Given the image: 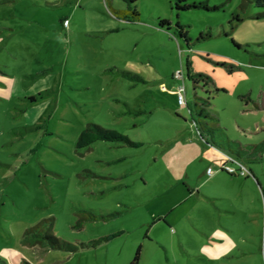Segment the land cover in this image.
<instances>
[{
	"label": "rangeland",
	"instance_id": "374dc122",
	"mask_svg": "<svg viewBox=\"0 0 264 264\" xmlns=\"http://www.w3.org/2000/svg\"><path fill=\"white\" fill-rule=\"evenodd\" d=\"M188 3L0 0V264H264V8Z\"/></svg>",
	"mask_w": 264,
	"mask_h": 264
},
{
	"label": "trees",
	"instance_id": "16d2710c",
	"mask_svg": "<svg viewBox=\"0 0 264 264\" xmlns=\"http://www.w3.org/2000/svg\"><path fill=\"white\" fill-rule=\"evenodd\" d=\"M189 0H174V9L177 12L180 11H187L189 9H197V8H203V9H210L207 4H197V3H193L190 4L188 3ZM256 4L259 8H264V0H255ZM136 14V12H135ZM235 19H238L239 21H241L239 16H235ZM165 23H167V21H162L161 22V26H163ZM177 27L181 30V33L183 34V36H186V31L184 30V26L178 22ZM236 44V43H235ZM187 70H190V62L188 61L187 63ZM189 78H191V80L194 81L195 84H199V82L202 80L204 81L205 86L208 85V83H212V79L209 76L203 75V74H194V75H188ZM185 94L187 95V93L185 92ZM187 97V96H186ZM31 101L35 102L37 101V97H31L30 98ZM188 106H190L188 104ZM211 106V102H210V98H201V97H197L195 96V101L193 103V107L191 108V106L189 107L191 114H193V112L196 113V115L198 116L197 119H194L195 121V126L198 130V132L200 133V136L203 137L206 141L209 140L210 142L213 143V145H217V143L215 142V131L212 130V125H209V122H216L218 121V119L212 115L209 111V108ZM97 127L98 129H100L98 137L96 138V140H115V141H124L130 145H135L133 144L131 141H129L127 138L123 137L122 135L118 134L115 131H111V130H107V129H103L100 126L97 125H92L91 127ZM213 127H216V125ZM90 131V127L88 129H86L81 138H80V142H82L83 140L87 143L90 142L89 137L86 136V138L84 137L86 134V132ZM208 141V142H209ZM85 144V142H84ZM222 146V145H221ZM224 146V145H223ZM227 147L229 149V151H232L233 153H237L239 155V157H242V153L240 151H236L233 146L231 145V143L228 142ZM231 163V164H230ZM232 165L234 164V159L228 158L224 163H222V166L220 168V171H223L227 174H229L228 172H226L224 170V167L226 165ZM230 176L236 177L237 174H229ZM253 176L255 177L254 173L249 170V176ZM256 181L258 183V185H260L259 180L256 178ZM45 229V228H43ZM42 229V230H43ZM44 238H46L49 241V248H56L58 246H60V241L58 238L54 237L53 235H45ZM37 242V241H36ZM140 249H138L137 254L134 258V260L130 263V264H138L139 262V258H140ZM29 264V263H27Z\"/></svg>",
	"mask_w": 264,
	"mask_h": 264
},
{
	"label": "built area",
	"instance_id": "2783aa9c",
	"mask_svg": "<svg viewBox=\"0 0 264 264\" xmlns=\"http://www.w3.org/2000/svg\"><path fill=\"white\" fill-rule=\"evenodd\" d=\"M63 25L65 27H68L69 26V20L68 19L63 20ZM185 92L186 91L183 88H181L176 93L177 94V101H178L179 106H184L186 104V94H185ZM224 170L226 172H228L229 174H237V175L241 174V175H245V176L249 174V171L246 168V166L244 164L236 162V161H235L234 165H226L224 167ZM213 172L214 171H213L212 168H209L207 170V174L208 175H212Z\"/></svg>",
	"mask_w": 264,
	"mask_h": 264
},
{
	"label": "crops",
	"instance_id": "0c3cea01",
	"mask_svg": "<svg viewBox=\"0 0 264 264\" xmlns=\"http://www.w3.org/2000/svg\"><path fill=\"white\" fill-rule=\"evenodd\" d=\"M65 19H67V17H65L63 20H65ZM63 20H62V22H63ZM70 26H71V22H70V21H69V26H68V27H65V26L62 24V27H63V29H65V30H68V29L70 28ZM227 158L234 159V161L236 160V158H235V157H233V156H230V157H229V156H227ZM236 162H239V163H242V164H244V162H243V161H241V160H239V159H238ZM234 163H235V162H234ZM244 165H245V164H244ZM209 168H210V167H208V168H207V170H208ZM207 170H206V175H207V176H210V175H208V174H207ZM213 171H214V170H213ZM251 171H252V170H251ZM220 172H223V171H220ZM252 172H253V171H252ZM213 173H214V172H213ZM227 175H229V174H227ZM227 177H228V176H227ZM229 177H231V178H232L233 176H230V175H229Z\"/></svg>",
	"mask_w": 264,
	"mask_h": 264
}]
</instances>
